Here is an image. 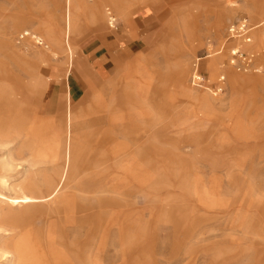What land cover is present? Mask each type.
I'll return each mask as SVG.
<instances>
[{"label": "rangeland", "instance_id": "rangeland-1", "mask_svg": "<svg viewBox=\"0 0 264 264\" xmlns=\"http://www.w3.org/2000/svg\"><path fill=\"white\" fill-rule=\"evenodd\" d=\"M65 12L0 0V200L50 192L82 145L54 198L6 207L0 245L32 238L50 264H264V0H72L70 37ZM243 19L250 41L230 35ZM115 36L140 49L99 71Z\"/></svg>", "mask_w": 264, "mask_h": 264}, {"label": "bare ground", "instance_id": "bare-ground-1", "mask_svg": "<svg viewBox=\"0 0 264 264\" xmlns=\"http://www.w3.org/2000/svg\"><path fill=\"white\" fill-rule=\"evenodd\" d=\"M71 2H72V0H66V12H65V20L67 22V30L66 29L65 30L68 32L69 37L74 32V25H73L74 22L72 20L73 18L71 17V13H70ZM68 5H69V7H68ZM108 14H109L108 15L109 19L111 20L109 24L111 27H114V21L116 18L114 16H112L111 12H109ZM48 39L51 42V45L54 46L56 43L55 34H49ZM69 45H70V43H69ZM236 52H237L236 49H233L232 54H235ZM65 116H69L71 119L75 118V116H72L71 111H70V113H67ZM31 120H29V118L24 117V116H20V118L16 119V125L17 126L15 128L17 130V134H21V135L28 134V130L30 129ZM81 137H83L82 134H80V138ZM67 140H69V137ZM81 150H82V145H81V142L79 140L78 146H77V155L72 160V162L69 164L65 178L60 183H58L56 186H52L50 183H47L46 186L51 189L50 192H48L47 194L37 195L35 193V191L30 190L29 192L23 193V195H21L20 197H13V198L6 199V197L1 196L0 218H2V216L4 215L7 206L32 203V202H36L39 200H48V199L54 198V196H56L64 187L65 181H66L67 177L69 176V172L73 169L75 162L78 160L77 157L80 154ZM42 161L44 163H48V164L52 165L51 168L50 167L46 168L47 172L48 171L49 172L50 171L55 172L56 166L52 162V160L44 158ZM56 176L57 175H55V177ZM26 181L27 180H25V182ZM29 182H31V181H29ZM26 183H28V181ZM21 189H23V190L26 189V186L22 187ZM27 190H28V188H27ZM36 233H38V232H36ZM33 241L34 240L32 238H29L28 245L25 249L24 248L21 249L19 247H14L11 249V247L8 245H5L4 247H3V245H0V250L4 254L11 255L10 264H19L22 260H23V264H47V258H38L39 260L38 261L36 260L37 256H35V252H34L35 248L33 246V244H34ZM127 254H128V251L126 249L124 251V256H126Z\"/></svg>", "mask_w": 264, "mask_h": 264}, {"label": "built area", "instance_id": "built-area-1", "mask_svg": "<svg viewBox=\"0 0 264 264\" xmlns=\"http://www.w3.org/2000/svg\"><path fill=\"white\" fill-rule=\"evenodd\" d=\"M249 31H250V28L248 26L247 21L245 19H243V20H240L239 22H237L236 24L232 25V27L230 28V35L233 38L245 37L244 38L245 40L250 41L251 38L246 37L247 33ZM18 37L20 40H23L26 38H31L38 45L44 44V41L40 36L30 32V31H23L21 34H19ZM232 51H231L232 58L230 60V63L233 66L239 67L240 65L248 66V65L252 64V58L245 56V54L242 53L241 50L236 49L237 52L235 54H232ZM224 77H225L224 75L221 76L219 81L223 82L225 80ZM205 80H206L205 76L199 70V62L197 60L193 63V72H192V76H191V82L196 87H204L205 82H206Z\"/></svg>", "mask_w": 264, "mask_h": 264}, {"label": "crops", "instance_id": "crops-1", "mask_svg": "<svg viewBox=\"0 0 264 264\" xmlns=\"http://www.w3.org/2000/svg\"><path fill=\"white\" fill-rule=\"evenodd\" d=\"M99 34H104L105 31L104 30H101V32H98ZM126 37H128V34H126ZM117 36H115L113 38L112 41H109V40H106L105 42H108L107 44H101L100 46L97 44V53H96V58L99 60L98 62V70L99 71H103V70H107L109 69V65H115L116 61H115V55H117V52L118 50L120 51H126V53L129 55L130 54H133L135 51L139 50L140 47H139V44H138V40L137 39H131L130 41H127L125 42V46L123 48H116L117 46ZM101 43H104L103 40L100 41ZM215 61L210 59L208 62H207V67L209 70H211V66L214 65ZM78 66V60H77V64ZM84 80V79H83ZM79 82V81H78ZM76 82L75 85H73V92L75 94H77L78 90L81 89V86L79 85V83ZM69 94H67L66 96H68ZM188 95L191 96L192 94H189L188 92ZM66 101V99H65ZM78 114L82 113L81 111H77ZM78 123V122H77ZM77 126V124H76ZM76 130H77V127H76ZM47 264H50L48 263V259H47Z\"/></svg>", "mask_w": 264, "mask_h": 264}]
</instances>
